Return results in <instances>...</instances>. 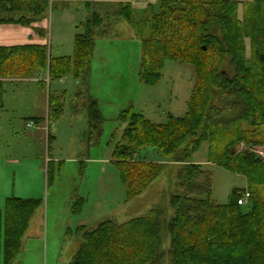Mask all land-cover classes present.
Returning a JSON list of instances; mask_svg holds the SVG:
<instances>
[{"label": "trees", "instance_id": "1", "mask_svg": "<svg viewBox=\"0 0 264 264\" xmlns=\"http://www.w3.org/2000/svg\"><path fill=\"white\" fill-rule=\"evenodd\" d=\"M107 1L117 4L114 19L125 20L140 40L142 83L156 85L167 61L196 70L187 114L182 118L168 114L166 124H156L128 107L118 117L126 128L112 155L127 200L145 192L167 167L142 158L145 148L181 166L180 192L169 199L172 216L167 215L168 208H155L123 224L109 220L92 231L79 227L82 244L69 264H158L163 231L172 238V264H264V160L251 150L240 151L243 144L264 145V0H161L159 9L147 6L141 22L132 0ZM92 4L87 0L89 11ZM51 7V0H0V14L22 15L0 18V24L32 27ZM104 15L94 12L82 24V33L74 39L73 59L51 58L43 44H0V79H30L47 72L50 78L72 72L76 80L83 79L97 33L108 18ZM36 32L46 36L43 29ZM84 107L88 139L96 141L105 117L94 99L86 100ZM52 114L56 117L59 112ZM203 142L209 143L212 164L246 178L249 213L241 211L239 190H233L226 205L213 201L212 172L191 161ZM42 203L6 200L0 210V262L14 264ZM84 203L79 198L73 212L80 213Z\"/></svg>", "mask_w": 264, "mask_h": 264}, {"label": "rangeland", "instance_id": "2", "mask_svg": "<svg viewBox=\"0 0 264 264\" xmlns=\"http://www.w3.org/2000/svg\"><path fill=\"white\" fill-rule=\"evenodd\" d=\"M89 1L93 3L90 11L87 0H51L52 7L41 19L50 55L57 58L60 53L73 59L74 38L82 33V24L94 12L107 15L97 33L89 72L83 79L77 81L72 72L50 78L47 72L44 82L35 78L0 80V210L3 212L11 197L43 201L14 264H69L82 244L79 227L92 231L109 220L123 224L155 208H168L167 215L172 216L169 199L180 192L177 172L181 166L157 150L145 148L142 158L167 167L145 192L127 200L112 155L126 128L118 117L128 107L156 124H166L168 114L176 118L187 114L196 70L188 64L167 61L156 85L142 83L138 75L141 43L135 31L125 20L114 19L118 10L114 1ZM160 3L161 0H132L137 21L143 20L149 4L159 9ZM21 16L0 14L5 19ZM247 46L250 58L249 40ZM88 99L99 102L105 117L96 141L88 139L84 107ZM55 111L59 112L56 117L52 114ZM50 115L54 118L50 119ZM244 128L252 129L245 124ZM241 150H251L258 157L264 155V145L250 148L243 144ZM191 161L212 172L211 196L216 204H228L235 189L240 194L247 190L244 176L209 161L208 142L201 144ZM79 198L85 203L75 214L73 204ZM251 209V202L241 206L244 214ZM160 240L158 264H172V238L163 231Z\"/></svg>", "mask_w": 264, "mask_h": 264}, {"label": "crops", "instance_id": "3", "mask_svg": "<svg viewBox=\"0 0 264 264\" xmlns=\"http://www.w3.org/2000/svg\"><path fill=\"white\" fill-rule=\"evenodd\" d=\"M59 1H61V0H59ZM62 1L67 2L69 0H62ZM83 1H85V0H83ZM86 7H87V4H86ZM44 25H45L44 21L42 23H41V21L33 22L32 27H26V26L19 25V24H11V25L0 24V44L3 46H16V45H26V44L47 45L46 40H45L46 36L41 37L40 34H38V32H36L37 29H43L45 31ZM58 54L59 55L57 58L67 57V56H61L60 53H58ZM51 58H53L52 55H51ZM34 78L44 82L43 78H45V75H43V76L37 75ZM0 80H2V79H0ZM5 80H7V79H5ZM98 105H99V102H98ZM99 108H100V106H99ZM38 120L42 121V119H38ZM42 205H43V203H42ZM38 210H37V212H38ZM37 212H36V214H37ZM36 214H35V216H36Z\"/></svg>", "mask_w": 264, "mask_h": 264}, {"label": "built area", "instance_id": "4", "mask_svg": "<svg viewBox=\"0 0 264 264\" xmlns=\"http://www.w3.org/2000/svg\"><path fill=\"white\" fill-rule=\"evenodd\" d=\"M32 123H34V122H32ZM34 124H35V123H34ZM261 158H263V160H264V155H263V154H261ZM249 199H250V194H249V192H246L245 194H243V195L239 198V200H238V204H239L240 206H243V205H245L246 203L249 202Z\"/></svg>", "mask_w": 264, "mask_h": 264}]
</instances>
